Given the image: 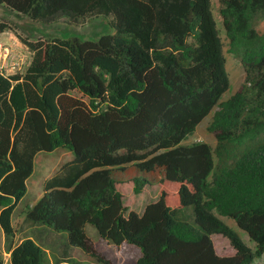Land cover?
Listing matches in <instances>:
<instances>
[{"label": "trees", "instance_id": "1", "mask_svg": "<svg viewBox=\"0 0 264 264\" xmlns=\"http://www.w3.org/2000/svg\"><path fill=\"white\" fill-rule=\"evenodd\" d=\"M219 2L228 51L245 71L225 100L230 78L211 0H0L34 22L105 15L115 29L98 40L31 39L0 18V34L14 31L31 51L24 72L0 69V227L10 264H42L32 238L14 243L12 214L38 154L58 148L73 159L45 181L26 219L68 232L91 259L113 264L87 224L116 246L140 247L135 264H254L264 255V30L256 27L264 0ZM211 112L216 146L182 144ZM127 181L135 194L161 185L158 200L125 216L118 185ZM214 233L234 255L215 252Z\"/></svg>", "mask_w": 264, "mask_h": 264}, {"label": "rangeland", "instance_id": "2", "mask_svg": "<svg viewBox=\"0 0 264 264\" xmlns=\"http://www.w3.org/2000/svg\"><path fill=\"white\" fill-rule=\"evenodd\" d=\"M211 2L217 27L224 42L226 68L230 78V86L222 96V99L225 100L241 88L245 79V71L241 60L228 51V39L219 13L220 2L219 0H211ZM0 18L10 20L22 37H29L31 39L77 37L81 40H98L102 35L115 32V29L110 25L111 17L105 15L92 16L82 20L78 24L58 21L47 25L31 21L22 15L18 16L0 6ZM256 27L259 31H263L264 20H257ZM0 42L12 46L17 55L13 61L17 63L16 69L10 74L24 72L31 60V51L28 47L22 43L14 31L10 30L0 34ZM212 115L213 112L207 115L197 125L195 131L182 141V144L190 145L196 141H204L215 147V135L208 129ZM38 156H41V161L35 164L34 170L27 180V191L13 210L14 243L17 244L27 237L32 238L45 250L42 264H106L95 258L91 259L82 248L71 245L68 232L57 231L46 224H32L27 221L25 210L28 206H33L40 199L44 191L45 181L53 176L65 162L73 159V154L62 148H58L52 152H40ZM119 177L120 175H118ZM126 177L123 175V178L126 179ZM118 188L123 194V204L127 207L125 216H127L130 211L142 214L147 204L157 201L161 185L147 186L139 194L134 193L131 181L119 184ZM186 215L189 222H194V214L191 207L187 209ZM222 218L239 233L245 243L252 248L255 247V242L250 239L244 230L237 226L233 219L224 216ZM86 233L93 241L96 250L113 264H135L137 259L142 255L141 248L136 245L123 244L116 246L109 240L102 239L95 226L91 224L86 225ZM211 238L215 252L218 255L232 256L235 254V249L226 237L219 233H214L211 235ZM0 255L5 260L4 264H10L9 253L6 252L5 238L1 227ZM254 264H264V255L257 259Z\"/></svg>", "mask_w": 264, "mask_h": 264}, {"label": "built area", "instance_id": "3", "mask_svg": "<svg viewBox=\"0 0 264 264\" xmlns=\"http://www.w3.org/2000/svg\"><path fill=\"white\" fill-rule=\"evenodd\" d=\"M16 56L12 46L0 42V69L4 74L10 75L16 69L17 63L13 62Z\"/></svg>", "mask_w": 264, "mask_h": 264}, {"label": "crops", "instance_id": "4", "mask_svg": "<svg viewBox=\"0 0 264 264\" xmlns=\"http://www.w3.org/2000/svg\"><path fill=\"white\" fill-rule=\"evenodd\" d=\"M4 33V32H3ZM2 34V33H1Z\"/></svg>", "mask_w": 264, "mask_h": 264}]
</instances>
